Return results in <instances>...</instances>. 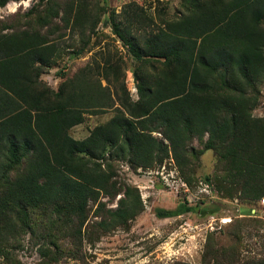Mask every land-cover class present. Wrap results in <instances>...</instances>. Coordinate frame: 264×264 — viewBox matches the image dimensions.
I'll use <instances>...</instances> for the list:
<instances>
[{"label": "trees", "instance_id": "obj_1", "mask_svg": "<svg viewBox=\"0 0 264 264\" xmlns=\"http://www.w3.org/2000/svg\"><path fill=\"white\" fill-rule=\"evenodd\" d=\"M180 6L159 22L134 1L110 9L111 31L133 66L108 52L102 63L94 59L61 75L56 89L41 75L64 56L100 44L104 5L36 0L26 12L0 18V264H25L17 254L25 243L37 252L33 264H66L82 258L84 240L126 226L144 207L138 189L119 178L121 161L147 169L172 157L192 185L199 157L212 150L216 161L206 180L221 198L264 196V116L253 113L264 82V0H180ZM127 68L135 99L125 84ZM111 89L115 113L74 138L71 129L85 114L113 105ZM228 233L229 244L207 235L200 264H264V257L241 252L239 220Z\"/></svg>", "mask_w": 264, "mask_h": 264}, {"label": "rangeland", "instance_id": "obj_2", "mask_svg": "<svg viewBox=\"0 0 264 264\" xmlns=\"http://www.w3.org/2000/svg\"><path fill=\"white\" fill-rule=\"evenodd\" d=\"M130 1L142 6L157 22L162 14L169 17L178 13L181 8L180 0H99L106 8L98 24V31L105 35L100 44L77 57L71 54L64 56L41 75L42 79L56 89L63 78L61 75L72 76L80 67L94 59L102 63L103 55L106 56L108 52L115 58L121 56L127 67L133 66V58L112 33L108 23L109 10L120 11L123 4ZM34 3L36 0H9L4 6H0V18L9 17L17 11L26 12ZM70 38L69 34L61 42L63 47L67 46ZM100 82L102 85L106 84L103 79ZM125 84L132 99H135V82L128 68L125 70ZM111 90L113 105L107 107L104 113L85 114L84 121L71 129L74 138L87 136L91 128L105 122L115 113L114 108L119 106V102L113 89ZM253 113L264 116V82ZM194 145L198 146L196 140ZM215 161L216 156L212 150L205 151L199 157L192 185L183 180L172 157L155 168L147 169H133L126 162H119V178L138 189L143 210L126 226L118 227L94 242L84 240L82 258H68L66 264H173L177 260L200 264L204 243L210 232L220 243L229 244L234 241V237L228 233L234 220H239L244 225L241 252L249 257H264L263 224L250 222V219L257 218L264 221V196L259 201L237 197L221 198L206 180L214 170ZM108 206L114 208L116 200L108 203ZM185 206L191 207V210H184ZM178 209L181 212L175 216L158 215L160 211ZM17 254L25 264H33L38 259L36 250L27 248L26 243Z\"/></svg>", "mask_w": 264, "mask_h": 264}, {"label": "built area", "instance_id": "obj_3", "mask_svg": "<svg viewBox=\"0 0 264 264\" xmlns=\"http://www.w3.org/2000/svg\"><path fill=\"white\" fill-rule=\"evenodd\" d=\"M262 202H264V197L262 198Z\"/></svg>", "mask_w": 264, "mask_h": 264}]
</instances>
